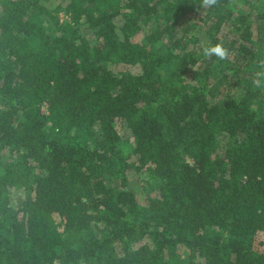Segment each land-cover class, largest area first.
Listing matches in <instances>:
<instances>
[{
  "label": "trees",
  "instance_id": "16d2710c",
  "mask_svg": "<svg viewBox=\"0 0 264 264\" xmlns=\"http://www.w3.org/2000/svg\"><path fill=\"white\" fill-rule=\"evenodd\" d=\"M201 3L0 0V264H264V0Z\"/></svg>",
  "mask_w": 264,
  "mask_h": 264
},
{
  "label": "clouds",
  "instance_id": "9594fccd",
  "mask_svg": "<svg viewBox=\"0 0 264 264\" xmlns=\"http://www.w3.org/2000/svg\"><path fill=\"white\" fill-rule=\"evenodd\" d=\"M217 0H202L201 7H210L216 5ZM202 53L204 57L211 58L215 56L219 60H225L229 55V49L222 43L207 44L203 47Z\"/></svg>",
  "mask_w": 264,
  "mask_h": 264
},
{
  "label": "rangeland",
  "instance_id": "374dc122",
  "mask_svg": "<svg viewBox=\"0 0 264 264\" xmlns=\"http://www.w3.org/2000/svg\"><path fill=\"white\" fill-rule=\"evenodd\" d=\"M61 17L64 18L65 15L64 14H61ZM254 29H256V24L254 26ZM43 109L45 111L47 110L46 105L43 107ZM256 246L259 247L260 249L264 250V233H260V234L257 235V238H256Z\"/></svg>",
  "mask_w": 264,
  "mask_h": 264
}]
</instances>
